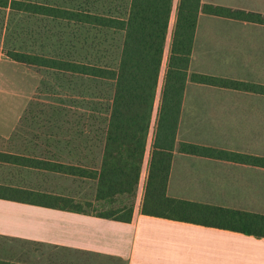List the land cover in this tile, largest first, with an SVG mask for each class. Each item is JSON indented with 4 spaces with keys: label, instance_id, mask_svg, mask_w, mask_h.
Wrapping results in <instances>:
<instances>
[{
    "label": "trees",
    "instance_id": "obj_1",
    "mask_svg": "<svg viewBox=\"0 0 264 264\" xmlns=\"http://www.w3.org/2000/svg\"><path fill=\"white\" fill-rule=\"evenodd\" d=\"M172 7L173 0H0L2 51L14 61L47 71L51 82L52 77L56 81L54 97L59 93V100L77 99L83 107H88L93 131V139L90 137L88 142L95 141L93 149L102 137L104 144L99 163L95 157L86 163L82 162L83 157L78 162L67 163L3 151H0V161L96 180L97 201L118 194L135 196L147 150ZM201 11L264 24L262 13L202 4L201 0L179 1L142 210L148 215L193 220L264 236L263 214L167 195L187 81L264 94L261 84L189 73ZM54 109H58L59 117L67 111L61 106ZM75 132L81 135L79 128ZM69 149L82 154L84 147L76 144ZM181 149L190 153L201 150L188 143H182ZM202 151L209 156L238 155L211 147ZM0 198L78 212L87 210L80 200L68 195L2 182ZM132 211L133 202L99 214L130 221ZM0 264L23 263L0 260Z\"/></svg>",
    "mask_w": 264,
    "mask_h": 264
},
{
    "label": "crops",
    "instance_id": "obj_2",
    "mask_svg": "<svg viewBox=\"0 0 264 264\" xmlns=\"http://www.w3.org/2000/svg\"><path fill=\"white\" fill-rule=\"evenodd\" d=\"M179 1L173 0L169 30L173 22L175 26ZM201 2L264 14V0ZM2 67L0 139L5 140L34 113L31 105L45 79L41 70L14 61L0 49V74ZM13 68L27 73L34 68L40 74L27 85L31 87L27 95L11 91ZM194 72L264 85V24L201 11L189 66V73ZM158 88L159 84L154 119ZM252 116L258 118L263 142L261 135L253 142ZM182 143L199 146L200 153L183 151ZM74 145L69 144L68 152ZM152 146L148 140L130 221L89 210L0 198V260L23 264H264L262 235L143 212ZM83 147L84 163L93 157L101 162L103 143L95 151L92 142H84ZM205 147L238 155L209 156L202 151ZM72 153L69 157L74 158ZM126 195H116L124 205L112 209L130 205ZM167 195L264 215V94L187 81ZM91 201H97L96 197Z\"/></svg>",
    "mask_w": 264,
    "mask_h": 264
},
{
    "label": "rangeland",
    "instance_id": "obj_3",
    "mask_svg": "<svg viewBox=\"0 0 264 264\" xmlns=\"http://www.w3.org/2000/svg\"><path fill=\"white\" fill-rule=\"evenodd\" d=\"M173 28L174 22L171 24L165 47V59L161 67L157 95V107L155 109L156 115L155 119L154 116L152 118V124L148 136L149 142H153L154 138V130L157 123L156 116L159 111L164 76L168 65L167 63ZM3 47L4 43L1 36L0 49L2 50ZM23 68L26 67L24 66ZM31 69L32 73L30 71L27 73L16 68L10 70L11 91L25 95L29 93L31 87L27 85L31 84V81L35 80L34 76H36V79L38 76L40 78V74L34 68ZM46 72L47 71H42L44 79L45 77L49 76ZM4 73L5 70L2 67L0 74V90L3 87L4 79H2V76ZM7 80L8 81L5 83L6 86L9 84V79ZM49 83L50 86L48 85ZM55 83L56 81L53 77L52 82L51 78L48 77L44 80L43 84L39 88V93L37 94L38 99H36V103L31 105V107L34 108V113L28 117L26 124H22L21 127L19 126L10 139H0V151L9 153H24L27 155L32 154V156L48 157L52 160H61L67 163L78 162L79 159H82L83 154H81L79 150L68 152V145H83L84 142H88L90 140V137H93L92 126H90L91 121L88 117L91 111L88 107H83V104L77 99H73L72 103V101L59 100V97L61 96L59 93H57V95L54 97L53 86ZM51 84H53L52 87ZM63 93H65V91ZM65 95L64 97L67 98L68 96ZM74 97V95H71V98ZM57 106H61L64 109L67 108V111H64L61 117H59L57 114L58 109L56 111L54 109V107ZM251 120L253 142H256L260 135L263 142V132L262 128L261 131H259L258 118L252 116ZM75 128H77V131L79 128L81 135H79V133L76 134ZM240 134L241 132H238V135ZM65 138L68 140V142H66ZM101 141L102 137H100V140L96 142L95 146H93V151L100 149V145L102 143ZM58 142H60V144H57ZM91 142L95 141L92 140ZM71 153H75L74 158L69 157V154ZM0 182L22 187H29L35 190L41 188L51 189L54 190L56 194L68 196L73 192L76 196L75 199L77 201L80 200L85 209L96 213L107 210L109 211L116 206L124 205V201L121 199V197H113L104 201H91L96 195V180L92 181L82 177L73 178L61 173L45 171L40 168L37 169L21 165H14L2 161H0ZM133 197H135L133 194H128L126 195L127 199L125 201L127 203L134 202L135 198Z\"/></svg>",
    "mask_w": 264,
    "mask_h": 264
}]
</instances>
